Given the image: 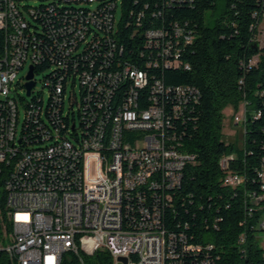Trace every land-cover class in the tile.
I'll return each mask as SVG.
<instances>
[{"label":"trees","instance_id":"obj_1","mask_svg":"<svg viewBox=\"0 0 264 264\" xmlns=\"http://www.w3.org/2000/svg\"><path fill=\"white\" fill-rule=\"evenodd\" d=\"M76 6L102 16L110 13L112 25L91 26L73 45L70 38L63 41V32H52L57 17L47 13L35 20L36 34L45 42L42 59L33 66L35 88L28 96L26 84L19 83L17 92L25 117L23 149H48L66 141L75 148L82 145L89 115L81 85L84 72L144 71L148 84L144 102L136 97L137 110L148 107L146 96L157 82L168 88L195 87L200 102L173 117L168 133L171 144L194 160L185 168L181 186L169 193L172 199L163 204V227L179 237L166 264H264L259 239L264 233V48L257 40L264 27V0H76L64 8ZM176 27L183 33L172 39ZM159 30L164 36L152 42L148 33ZM170 39L171 55H164ZM5 45L0 31V55ZM161 56H180L181 66L167 67ZM39 75L42 88L36 91ZM121 84L127 89L132 82L126 77ZM245 102V140L239 148L225 138L224 110L232 106L237 112ZM0 168L1 245L13 231L6 187L13 171L5 163ZM228 175L242 176L243 184L224 185ZM81 261L114 264V257L106 249L70 252L63 264ZM0 264H12L6 252L0 251Z\"/></svg>","mask_w":264,"mask_h":264},{"label":"built area","instance_id":"obj_2","mask_svg":"<svg viewBox=\"0 0 264 264\" xmlns=\"http://www.w3.org/2000/svg\"><path fill=\"white\" fill-rule=\"evenodd\" d=\"M74 1L0 0V31L6 43L0 55L4 99L0 165L5 163L13 171L6 186L13 231L6 233L0 251L8 254L12 264H63L65 254H94L100 249L110 251L114 264L120 258L128 259L123 264H166L179 237L163 227V204L172 199L169 193L181 186L185 168L194 160L171 144L168 133L173 117L200 102L197 88H168L157 82L152 95L146 96L148 107L135 110L136 97L144 102L148 84L144 71L84 72L81 85L89 115L82 145L75 148L66 141L48 149H23L17 92L19 83L27 84L30 68L41 61L45 42L36 34L40 29L35 20L47 13L57 17L52 32H63V41L70 38L73 45L86 37L91 26L112 25L110 13L102 16L93 9L64 8ZM182 33L176 27L172 39ZM163 36L162 30L148 33L152 42ZM172 39L164 55H171ZM161 57L167 67L181 66L180 56ZM126 77L132 82L127 89L121 84ZM246 116L244 106L236 124H246ZM243 181L242 176L228 175L224 185L236 188Z\"/></svg>","mask_w":264,"mask_h":264},{"label":"rangeland","instance_id":"obj_3","mask_svg":"<svg viewBox=\"0 0 264 264\" xmlns=\"http://www.w3.org/2000/svg\"><path fill=\"white\" fill-rule=\"evenodd\" d=\"M121 11L118 12V19H120ZM207 18L211 19V13H208ZM259 33L257 36L258 43L260 44L261 48H264V27L261 25L258 29ZM254 62H258V58L254 59ZM30 62L27 63V66L25 70L23 71L24 74H27L30 67ZM36 79L38 81L36 91H40L42 88L41 80L43 79V75L36 76ZM79 93V91H78ZM48 98V92L45 95V100ZM248 107V104L245 102L241 105V108L239 111L235 112L234 108L232 106H228L224 110L225 120H224V134L225 138L231 142H234L239 148L243 147L244 140H245V124L244 122H241L239 124H236L235 117L239 116L242 113L243 107ZM24 119V108L21 106V122ZM21 130V123L19 124V131ZM19 137V134H18ZM264 236V234L262 235ZM9 243L6 242V245ZM264 244V242H263Z\"/></svg>","mask_w":264,"mask_h":264},{"label":"water","instance_id":"obj_4","mask_svg":"<svg viewBox=\"0 0 264 264\" xmlns=\"http://www.w3.org/2000/svg\"><path fill=\"white\" fill-rule=\"evenodd\" d=\"M34 79V70H33V67L30 68V71L28 73V76H27V84H26V90H27V95L29 96L32 92V90L35 88L36 84L35 82L33 81ZM122 262L124 263H127L128 262V259L127 258H120V263L119 264H123Z\"/></svg>","mask_w":264,"mask_h":264},{"label":"bare ground","instance_id":"obj_5","mask_svg":"<svg viewBox=\"0 0 264 264\" xmlns=\"http://www.w3.org/2000/svg\"><path fill=\"white\" fill-rule=\"evenodd\" d=\"M136 102H137V99H136ZM137 108H138V104L135 103V110H137Z\"/></svg>","mask_w":264,"mask_h":264}]
</instances>
